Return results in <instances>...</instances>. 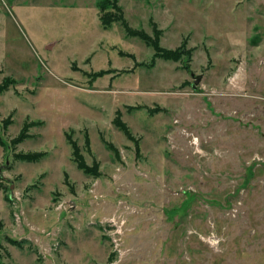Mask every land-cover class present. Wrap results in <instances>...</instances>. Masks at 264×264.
Here are the masks:
<instances>
[{
    "label": "rangeland",
    "instance_id": "obj_1",
    "mask_svg": "<svg viewBox=\"0 0 264 264\" xmlns=\"http://www.w3.org/2000/svg\"><path fill=\"white\" fill-rule=\"evenodd\" d=\"M101 1L0 0V264H264V0Z\"/></svg>",
    "mask_w": 264,
    "mask_h": 264
},
{
    "label": "trees",
    "instance_id": "obj_2",
    "mask_svg": "<svg viewBox=\"0 0 264 264\" xmlns=\"http://www.w3.org/2000/svg\"><path fill=\"white\" fill-rule=\"evenodd\" d=\"M103 2H104V0H102L100 2V4H99L101 12H102L101 15H100V19H101V22H102V24L104 26L109 27L110 25H112L114 19H117L120 16H116V15L112 14V12H109V11L106 12L105 10L107 8L106 7L107 5H105ZM113 2H114L113 5L118 7L117 6V1L114 0ZM127 30H128V32L130 34L139 35V36L144 37L145 39H149L150 38V36L148 34H146L145 32L138 31V30H135V29H132V28H128ZM149 40H151V39H149ZM153 44H154V46L156 48V55H161V56H164V57L170 58V59L178 60V59H180L183 56V53L185 51L190 52L188 49L184 50L183 49L184 47H179V48H176V49L163 48L159 44V41H158L157 37L155 38V41H154ZM79 166L82 167L84 170H87L88 172H89V170L92 169L86 163H83V162H79Z\"/></svg>",
    "mask_w": 264,
    "mask_h": 264
},
{
    "label": "water",
    "instance_id": "obj_3",
    "mask_svg": "<svg viewBox=\"0 0 264 264\" xmlns=\"http://www.w3.org/2000/svg\"><path fill=\"white\" fill-rule=\"evenodd\" d=\"M199 80H200V79L196 80V83H199Z\"/></svg>",
    "mask_w": 264,
    "mask_h": 264
}]
</instances>
